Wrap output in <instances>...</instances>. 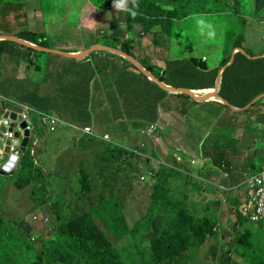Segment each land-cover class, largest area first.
<instances>
[{"label": "crops", "instance_id": "1", "mask_svg": "<svg viewBox=\"0 0 264 264\" xmlns=\"http://www.w3.org/2000/svg\"><path fill=\"white\" fill-rule=\"evenodd\" d=\"M44 2L45 12L40 0H28L24 18L13 0H0V115L3 100L56 115L60 123L53 132L41 125L39 131L46 129L47 145L68 139L75 159H57L65 177L76 176L73 169L103 145L137 152L152 169L145 173L202 156L211 167L207 176L235 184V198L243 203L245 174L264 166V49L258 45L264 40V0L236 17H229L231 11L202 15L213 26L212 40L198 30L200 15L142 24L115 13L113 0L101 7L93 0ZM23 32L35 34L33 42ZM182 36L186 44L178 51ZM190 37H199L197 44ZM108 49L128 54L137 65ZM222 85L224 96L235 101L243 93L258 94L255 106L249 112L233 106L221 95ZM30 118L40 123L36 113ZM151 125L156 129L149 137Z\"/></svg>", "mask_w": 264, "mask_h": 264}, {"label": "rangeland", "instance_id": "2", "mask_svg": "<svg viewBox=\"0 0 264 264\" xmlns=\"http://www.w3.org/2000/svg\"><path fill=\"white\" fill-rule=\"evenodd\" d=\"M27 1L13 0V10L22 12L24 18L29 17ZM40 1L45 12L46 2ZM255 1L245 0V8L250 10ZM231 11L229 17H236ZM2 25L8 29L7 22ZM195 38L190 37L189 43L197 44ZM186 40L182 36L177 42L178 51L184 49ZM258 45L264 49V40ZM39 127L37 122L35 137L28 145L49 177L48 203L40 204L41 197L33 192L30 180L21 177L15 182L13 168L2 173L9 156L0 152V264H38L37 247L42 245L44 264H84L70 248V238L53 234L54 228L62 231L69 227L73 240L83 239L92 251L97 246L89 241L90 234L109 244L110 251L102 253L107 264H264V223L257 228L246 224L244 243L238 245L236 211L230 204L231 199L236 203L238 189L231 182L224 183L221 175L207 176L211 167L202 156L195 164L167 166L169 169L141 181V173L149 168L144 157L137 152V157H129L127 149L103 145L95 157H85L82 166L76 165V176L65 177L61 170L65 165L57 159L66 155L75 159L72 148L65 144L68 139L61 146L47 145L42 134L46 129L39 131ZM62 136L58 140L64 141ZM130 162L138 165L135 174L127 172ZM242 191L245 196L246 190ZM57 217H61L59 224ZM207 218L215 219L216 235L206 243L200 228L193 229L197 220L206 222Z\"/></svg>", "mask_w": 264, "mask_h": 264}, {"label": "trees", "instance_id": "3", "mask_svg": "<svg viewBox=\"0 0 264 264\" xmlns=\"http://www.w3.org/2000/svg\"><path fill=\"white\" fill-rule=\"evenodd\" d=\"M108 1L110 0H93V3L96 6L101 7V6H106ZM156 1L157 0H139V6H140L139 11L141 14L135 17L134 19H136L139 22H142L143 24V22L145 23V21H148V20L149 21L151 20L153 22H158L161 20L164 22L166 20H171V19L185 18L187 16H197V15L202 16V15H209V14L221 15V14H227L231 10H233L235 14H239V13H243L244 10L246 9L244 6L245 0H231L232 2H234V4H231L230 2L224 3L223 0H170L171 2L175 3V6L169 3L168 0H164L165 2L161 4L156 3ZM21 35L25 36L22 38L31 37V39L28 40L31 42H33L32 40L35 39L34 38L35 34L33 33L23 32L21 33ZM221 95L225 99L229 100L233 106L244 108L245 109L244 112H249L251 108L255 106L256 103L253 101L255 100L257 96H259L257 94V95L249 97L250 93H243L241 96L242 99L240 101L239 100L235 101V99H231V97L229 96H226V97L224 96L226 95L225 85H222L221 87ZM106 147L112 148L111 145H108ZM134 152L135 151L130 150V151L125 152V154H127L129 157H134V156L137 157L138 156L137 153L135 152L137 155L136 156ZM144 162H147V160H144ZM215 162L217 164L218 161L215 160ZM126 165H127L126 168H127L128 173L135 174L138 171V165L136 166L132 162L127 163ZM145 165L147 166V164ZM166 169H169V167H167V165H162L159 171H150V172L152 173L156 172V175H157V173H160V172L162 173ZM44 170H45V167L41 163L36 161L34 155L31 152V149L28 148L21 155L15 169L12 171L13 180L15 182L18 181L19 178L21 177L26 178L30 180V182H32L33 192H35L41 197L40 199L41 203L40 202L39 203L43 205L48 203L49 186H50L49 177L47 176ZM142 174L143 172L141 173V175ZM232 200H235V199H231L230 204L232 205V208H234V210L236 211L235 216L237 217V226L235 230H237L239 234L238 239L240 240V241L238 240L239 241L238 245L242 246L244 243L242 239H244L247 235V232L244 229V227L246 226V224H251V223L246 217L243 216L241 212V206H242L241 201L237 199L235 201L236 203H234V201ZM164 209L167 210L168 208L165 207ZM192 218L198 219V217H194V216ZM60 220H61V217L59 218L57 217L58 224ZM215 222H216L215 219H209V218H207L206 222L197 220V223L193 230L196 232V228L198 226V228H200L201 233L203 234V237L207 243V239L211 240L214 237V235H216V232L213 230L214 229L213 225ZM53 234L55 235L56 238H59L62 235H66L68 238H70L71 239L69 240L70 248L72 249L74 254L78 255V257L84 260V264H107L103 259L102 253H108L111 249V246L104 241H99V239L96 238L98 235L94 236L95 234H90L88 236L89 241L92 242L94 246H97V250L92 251V249L89 248V244L86 243L83 239L73 240L74 233L70 227L67 229L66 228L63 229L62 231H59L57 228H54ZM105 243L106 245L104 246ZM99 244H102L106 251L103 250L102 248L99 249L98 248L100 246ZM210 245L213 246L212 244ZM42 247L43 245L37 247L39 249V252L37 255L38 264H44L43 263L44 250ZM212 248H214V246Z\"/></svg>", "mask_w": 264, "mask_h": 264}, {"label": "built area", "instance_id": "4", "mask_svg": "<svg viewBox=\"0 0 264 264\" xmlns=\"http://www.w3.org/2000/svg\"><path fill=\"white\" fill-rule=\"evenodd\" d=\"M29 108H24V112L21 114L19 118L20 121H26L27 122V129L30 131L32 130V125L30 123L29 119ZM37 116L40 120V123L44 126H46L48 129L53 131L55 127L59 124L60 120L57 116L52 114H46V113H37ZM156 127L154 125H151L147 129V134L149 136H153V133L155 131ZM83 131L89 135H93V130L91 127H85ZM6 138H13V132H7L5 134ZM105 140H109V136L105 135L103 137ZM10 152L14 155L19 154V147L18 145H9ZM177 160L179 162L183 161L182 156H177ZM192 163L195 164L196 160L193 159ZM149 176H155V173L149 172ZM148 175L141 176V180H144L148 177ZM245 180L243 182V185L246 186L248 196L244 200L242 206H241V212L244 217H246L250 223L252 224H259L264 222V166L261 168V170L257 173H246L245 174ZM35 220L36 216L34 217ZM215 230H218V228H215Z\"/></svg>", "mask_w": 264, "mask_h": 264}, {"label": "clouds", "instance_id": "5", "mask_svg": "<svg viewBox=\"0 0 264 264\" xmlns=\"http://www.w3.org/2000/svg\"><path fill=\"white\" fill-rule=\"evenodd\" d=\"M112 7L115 9V13H124V14H126V15H128V16H130V17H132V18H135V17H137L138 15H140L141 13H140V11H139V0H113V4H112ZM196 23H197V27H198V30H199V32H200V34L202 35V36H206V37H208V38H212V37H214L215 36V32H214V30H213V26H212V24L211 23H209V22H207L206 21V18H204V17H198L197 18V20H196ZM197 95V94H196ZM206 96V95H205ZM201 97H203V96H201ZM210 98V97H209ZM7 102V101H6ZM19 106V105H18ZM20 107H22L23 108V112H24V108H26V107H23V106H20ZM2 108V107H1ZM27 108H29V107H27ZM30 109V108H29ZM22 112V113H23ZM31 112H34V113H36V115H37V112L36 111H34V110H32V109H30V112H29V119H30V123H31V125H32V130L30 131L29 129V131H30V140H29V142H31V140H33V138L35 137L34 136V134H33V131H34V124L32 123V121H31V118H30V113ZM21 113V114H22ZM21 114H19L18 115V118H17V120H16V122H15V128L12 130V131H9L8 129H7V131H6V133L7 132H13V136H14V131L16 130V129H18V125L21 123V122H23V121H20L19 122V118H20V116H21ZM46 114H49V113H46ZM56 116V115H55ZM38 117V116H37ZM0 118H1V115H0ZM59 119V118H58ZM11 121V120H10ZM39 122H40V120H39ZM1 123H2V119H1ZM1 123H0V125H1ZM60 123V122H59ZM40 125L42 126V127H44V128H46V129H48L46 126H44V125H42L41 123H40ZM58 126V125H57ZM57 126L55 127V129L57 128ZM149 128V127H148ZM26 129H27V126H26ZM54 129V130H55ZM49 131H51L50 129H48ZM53 130V131H54ZM21 132H22V130H20ZM53 131H51V132H53ZM147 131H145V134L147 135V136H149L147 133H146ZM6 133H4L3 134V137H2V139L5 141V139H6V137H5V134ZM104 137V136H103ZM149 137H152V136H149ZM9 139H11V138H9ZM11 140H13V138L11 139ZM20 141H21V139L19 140V144H17L18 145V147H19V154L18 155H14V154H12L11 152H10V149H9V154H8V161L2 166V170L1 171H3L4 172V174H7L8 172H10L11 170H12V168H13V170L15 169V167H16V165H17V163H18V161H19V159H20V157H21V155L23 154L21 151H20ZM11 144H13V143H11ZM10 144V145H11ZM29 144V143H28ZM13 145H15V144H13ZM28 148H30V146L29 145H27V149ZM26 149V150H27ZM0 152L2 153V152H4V149L2 148V149H0ZM5 153V152H4ZM6 154V153H5ZM19 155H20V157H19ZM12 157H13V160H12ZM177 157V156H176ZM183 158V157H182ZM193 159H195L196 160V163H197V159L196 158H192L191 160H190V162L192 163V160ZM12 161H13V166H10V164L12 163ZM178 161V160H177ZM179 162V161H178ZM185 162V159L183 158V161L182 162H179V163H184ZM263 167V166H262ZM261 170V169H260ZM150 172V171H149ZM149 172H146L145 174H143V175H148V173ZM143 175H141V176H143ZM155 176H156V172H155ZM155 176H151V177H155ZM148 178V177H147ZM147 178H145L144 180H148ZM140 180H141V177H140ZM141 181H143V180H141ZM244 202V201H243ZM243 204V203H242ZM262 223H264V222H262ZM252 224V223H251ZM261 223H259V224H253L254 226H258V225H260Z\"/></svg>", "mask_w": 264, "mask_h": 264}, {"label": "water", "instance_id": "6", "mask_svg": "<svg viewBox=\"0 0 264 264\" xmlns=\"http://www.w3.org/2000/svg\"><path fill=\"white\" fill-rule=\"evenodd\" d=\"M13 40H16L19 42V40L17 39H14ZM21 42V41H20ZM22 43V42H21ZM26 46H29V47H33V48H36L35 46L29 44V43H22ZM108 50H111L115 53H118L122 56H124L126 59H128V61L132 62L133 64L137 65L136 61L130 57L128 54L126 53H123L119 50H114V49H108ZM87 54H84L83 55V58L86 57ZM142 71H144L142 69ZM145 72V71H144ZM146 73V72H145ZM147 75L151 76L152 78H154L150 73L147 72ZM155 79V78H154ZM156 81L158 83H160L158 81V79H156ZM219 84H221V82H219ZM189 94H191L192 96L196 97L197 99L199 100H207L209 99L210 96H203V97H199L197 96L196 94L194 93H190V92H187ZM1 119H2V123L0 125V149H4V152L6 154H9V145L11 143L17 145L19 144V140L21 139L20 141V151L22 153H24L27 149V145L29 143V140H30V131L28 129H26V126H27V122L26 121H23L21 122L19 125H18V129H16L14 131V136H13V140L9 139V138H6L5 141L2 139L3 137V134L6 133L7 129L9 131H12L14 128H15V122L18 118V115L21 114L23 112V108L16 105V104H12V103H9V102H6L5 100H3L1 102ZM11 120V121H10ZM22 130V132L20 131ZM12 160H13V157H12ZM14 161V160H13ZM13 161L12 163L10 164V166H13ZM2 173L4 174V172L2 171Z\"/></svg>", "mask_w": 264, "mask_h": 264}]
</instances>
